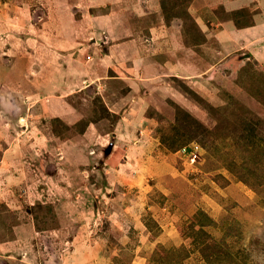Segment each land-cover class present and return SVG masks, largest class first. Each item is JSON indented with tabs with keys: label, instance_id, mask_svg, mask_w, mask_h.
I'll return each instance as SVG.
<instances>
[{
	"label": "rangeland",
	"instance_id": "obj_1",
	"mask_svg": "<svg viewBox=\"0 0 264 264\" xmlns=\"http://www.w3.org/2000/svg\"><path fill=\"white\" fill-rule=\"evenodd\" d=\"M262 148L259 0H0V264H264Z\"/></svg>",
	"mask_w": 264,
	"mask_h": 264
},
{
	"label": "trees",
	"instance_id": "obj_2",
	"mask_svg": "<svg viewBox=\"0 0 264 264\" xmlns=\"http://www.w3.org/2000/svg\"><path fill=\"white\" fill-rule=\"evenodd\" d=\"M235 24H236V22H235ZM186 120L188 121L189 126L190 125H194L193 122L189 119V117H187ZM248 126H250V125H248ZM195 127L196 128H200V127H197V126H195ZM247 127L246 128L244 127L245 129L243 128L244 133H243V135L241 133L240 135H242V136H240V138L238 136V139L240 140L241 144L243 142V144L248 143L250 145L252 142H249V141L250 140H254V137L255 136L257 137V135H255V133L253 131V127H251L250 129L247 128ZM246 146L247 145H243L242 147H246ZM262 149L264 150V148H262ZM198 215L202 217V219L199 220V226H207V225H209V222H211V221H210V219L207 216L203 215L202 213H199Z\"/></svg>",
	"mask_w": 264,
	"mask_h": 264
},
{
	"label": "built area",
	"instance_id": "obj_3",
	"mask_svg": "<svg viewBox=\"0 0 264 264\" xmlns=\"http://www.w3.org/2000/svg\"><path fill=\"white\" fill-rule=\"evenodd\" d=\"M189 147H193V146H187V147L185 146L182 149H180L179 151L181 152L182 155H187V156L193 158L194 157L193 153L195 150L190 149Z\"/></svg>",
	"mask_w": 264,
	"mask_h": 264
},
{
	"label": "crops",
	"instance_id": "obj_4",
	"mask_svg": "<svg viewBox=\"0 0 264 264\" xmlns=\"http://www.w3.org/2000/svg\"><path fill=\"white\" fill-rule=\"evenodd\" d=\"M259 2H261L262 3V5H263V9H264V0H259ZM244 29H247V28H244ZM238 32H241L242 30H243V28H237L236 29ZM235 30V31H236ZM249 30V29H248ZM234 32V31H233ZM235 33V32H234Z\"/></svg>",
	"mask_w": 264,
	"mask_h": 264
}]
</instances>
